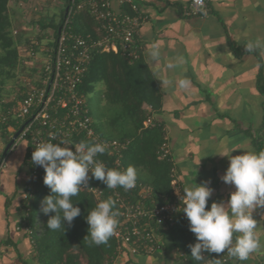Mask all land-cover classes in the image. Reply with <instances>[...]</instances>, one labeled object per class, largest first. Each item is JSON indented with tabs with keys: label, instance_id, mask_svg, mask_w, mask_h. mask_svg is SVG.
I'll use <instances>...</instances> for the list:
<instances>
[{
	"label": "crops",
	"instance_id": "0c3cea01",
	"mask_svg": "<svg viewBox=\"0 0 264 264\" xmlns=\"http://www.w3.org/2000/svg\"><path fill=\"white\" fill-rule=\"evenodd\" d=\"M67 1H8L12 36L29 71L40 64L43 50L52 43L49 26L58 23ZM119 1L111 0L112 9L127 12ZM133 1L146 18L135 36L138 59L160 94L159 109L153 111L147 105L143 109L163 128L174 195L181 197L186 188L209 181L213 194L208 210L212 202H227L235 190L220 179L229 166V151L236 156L242 150L258 152V141L264 145V50L247 49L249 41L264 38V0H206L204 11L196 16L184 15L188 0ZM41 22L46 29H41ZM92 26L93 30L94 21ZM153 46L161 52L160 61L154 64L148 55ZM177 57L183 58V64L168 70L167 64ZM182 77L191 80L190 91L177 86ZM103 88L97 85L98 95ZM27 147L20 141L8 151L0 172V264H22L32 257L30 239L20 226L22 195L29 182ZM253 219L261 249L246 261L225 251L218 254L219 264L222 257L228 264H264V208L256 209ZM169 229H156L162 246L159 252L125 251L114 264H185Z\"/></svg>",
	"mask_w": 264,
	"mask_h": 264
},
{
	"label": "trees",
	"instance_id": "16d2710c",
	"mask_svg": "<svg viewBox=\"0 0 264 264\" xmlns=\"http://www.w3.org/2000/svg\"><path fill=\"white\" fill-rule=\"evenodd\" d=\"M8 1L0 0V106L2 112H6L21 101L25 95L24 87L20 86L14 99L10 101L12 90L20 76L26 73V67L20 60L18 48L12 36ZM70 7H72L71 0H68L67 10ZM66 8L61 11L58 23H52L49 26L53 30V41L46 48L47 50H51L54 46L58 31L66 17ZM92 21L87 11L73 14L71 31L80 36L93 34ZM39 25L42 30L46 29L43 22ZM35 52L32 51L33 54ZM45 56L46 53L43 52L42 58ZM26 70L28 78L35 80L41 75V62L30 71ZM100 83L104 88L101 95H98L96 87ZM78 91L85 96L87 105L91 102L93 95L98 96L97 102L92 103L93 108L87 106L95 134L103 140L128 142L126 150L122 153L121 166L115 167L113 159L107 158L108 168L123 171L128 166H134L137 169L136 184L151 189L149 197L144 201L145 206H150L151 202L156 206L170 202L174 198L173 186H171L172 165L169 156L163 159L160 157V148L165 144L163 128L157 122L154 127H143V122L148 115L143 106H150L153 111L160 107L157 86L143 62L140 59L128 61L120 54L93 53ZM2 100L8 102L1 104ZM98 103H103L102 109L99 108ZM7 126H13L15 130L19 128L11 120L6 126L0 125V137L6 145L10 142L5 133ZM82 141L87 142L82 136L72 139L75 144ZM256 147L258 152L264 150L261 141L256 143ZM44 175V170L41 168L38 178L32 183V198L22 201L23 216L20 226L28 229L26 234L32 245L31 259L21 261L22 264H82V261L84 264H107L116 252L117 243L113 237L111 236L106 243L99 246L90 244L88 239H84L89 227L85 217L97 204L90 194L80 191L77 196L71 198L74 206L80 208L81 215L73 220L71 227L65 224V232L63 228L59 230L47 228L46 223L49 217L43 214L41 207L42 200L50 195V189L43 183ZM100 185L104 189V196L108 198V188L102 182ZM117 190L122 196H128L132 201L136 200V193L121 187H117ZM182 213L183 210L175 217L174 225L169 229V236L174 247L182 254L185 264H203L191 257L188 245L194 244L196 240L194 234L189 231L188 220ZM204 254L206 258L220 259L218 254L207 252Z\"/></svg>",
	"mask_w": 264,
	"mask_h": 264
},
{
	"label": "built area",
	"instance_id": "2783aa9c",
	"mask_svg": "<svg viewBox=\"0 0 264 264\" xmlns=\"http://www.w3.org/2000/svg\"><path fill=\"white\" fill-rule=\"evenodd\" d=\"M71 4L53 48L43 50L46 56L41 60V75L35 80L27 78L23 81L21 86L25 89V95L21 101L6 112H2L0 106V125L6 126L11 120L19 126L17 130L13 126H7L5 133L8 141L21 129L10 150L20 141H25L28 146L25 166L29 182L24 188L22 201L32 198V183L38 178L41 169L31 159L32 152L39 143H60L66 140L74 146L72 139L79 136L89 144L104 143L106 151L98 154L95 159L107 168V158L113 159L115 167L121 166L122 153L128 145V142L103 140L95 134L86 98L78 91V87L93 53L120 54L128 61L139 58L135 36L146 18L133 0H120L119 5L125 7L127 12L117 13L112 9L111 0H71ZM205 4L206 0H188L184 15H198L204 11ZM84 11L92 17L96 26L93 34L80 36L71 31V18L73 14ZM13 99L11 97L10 101ZM7 102L2 100L1 104ZM154 125L153 117L146 115L143 127L150 128ZM5 146V141L0 137V172L5 168ZM71 150L74 151V148ZM160 153L162 159L168 156L165 144L160 148ZM89 177L88 188L81 191L90 194L96 203L111 198L118 213V226L112 235L117 243L116 252L107 264H114L116 258L125 251L143 255L159 252L162 246L156 229H169L174 225L175 217L184 207L180 197L173 192L174 198L170 202L161 206L151 202L150 206H145L144 201L149 197L151 189L136 184L134 188L127 190L136 193L135 201L122 196L117 188L108 189L106 198L101 181L91 178V173ZM171 186H175L174 181ZM25 232L28 233L27 228ZM203 255L205 256L204 253ZM221 263L228 264L227 259L222 257Z\"/></svg>",
	"mask_w": 264,
	"mask_h": 264
},
{
	"label": "clouds",
	"instance_id": "9594fccd",
	"mask_svg": "<svg viewBox=\"0 0 264 264\" xmlns=\"http://www.w3.org/2000/svg\"><path fill=\"white\" fill-rule=\"evenodd\" d=\"M247 49L264 50V38L249 41ZM148 55L151 63L160 61L161 52L156 46L151 48ZM181 64L183 58L177 57L174 62L167 64V69H175ZM176 83L182 91H190L193 87L187 77L179 78ZM105 151L104 143L89 144L82 141L73 146L66 140L39 143L33 150L32 162L44 170L43 183L50 189V195L42 200L41 207L43 214L49 217L46 223L48 229L63 228L65 232V224L71 227L73 220L81 215L80 208L74 206L71 198L88 188L89 173L91 178L101 181L108 189L121 187L129 190L136 186L137 169L134 166H128L123 171L109 169L95 159ZM231 153L229 151L226 156L229 166L220 177L223 183L235 189L230 192L227 202H212L206 210L213 194L209 181L186 188L180 197L189 231L196 240L194 244L188 245L191 257L203 264H219V259L206 258L203 255L205 252L220 254L227 251L232 257L246 261L262 247L253 212L264 208V150H242V154L236 156H231ZM114 209L115 202L109 198L100 200L88 212L85 217L89 226L88 234L84 239H88L90 244L99 246L113 235L118 226V213Z\"/></svg>",
	"mask_w": 264,
	"mask_h": 264
},
{
	"label": "rangeland",
	"instance_id": "374dc122",
	"mask_svg": "<svg viewBox=\"0 0 264 264\" xmlns=\"http://www.w3.org/2000/svg\"><path fill=\"white\" fill-rule=\"evenodd\" d=\"M12 35H13V33H12ZM27 69V68H26ZM25 69V74H22L23 76H20V78L18 79V81L16 82V84H15V87L13 88V92L11 93L12 95H11V97H14V95L17 93V91L19 90V88H20V86L21 85H23V81L25 80V79H27L28 78V72H27V70ZM12 89V88H11ZM97 99H98V96L97 95H93L92 96V98H91V102L89 103V105H87L88 107H92V103H96L97 102ZM98 105H100V109H102V107H103V104L101 103H98ZM90 107V108H91ZM93 108V107H92ZM100 111V110H99ZM82 264H84V262L82 261Z\"/></svg>",
	"mask_w": 264,
	"mask_h": 264
},
{
	"label": "water",
	"instance_id": "95a60500",
	"mask_svg": "<svg viewBox=\"0 0 264 264\" xmlns=\"http://www.w3.org/2000/svg\"><path fill=\"white\" fill-rule=\"evenodd\" d=\"M20 130L21 129L18 130V132L14 135V138L5 146V149H4V153L5 154L10 150L12 144L14 143V139L17 137V135L19 134Z\"/></svg>",
	"mask_w": 264,
	"mask_h": 264
}]
</instances>
